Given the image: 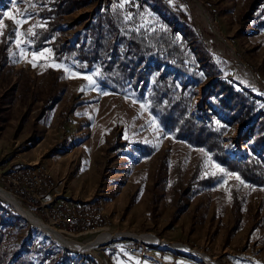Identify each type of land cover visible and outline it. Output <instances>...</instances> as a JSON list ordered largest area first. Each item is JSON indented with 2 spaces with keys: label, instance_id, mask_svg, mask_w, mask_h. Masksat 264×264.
<instances>
[{
  "label": "rangeland",
  "instance_id": "rangeland-1",
  "mask_svg": "<svg viewBox=\"0 0 264 264\" xmlns=\"http://www.w3.org/2000/svg\"><path fill=\"white\" fill-rule=\"evenodd\" d=\"M25 1L0 0V188L49 224L8 183L17 168L47 166L57 197L99 206V226L63 233L50 224L59 235L78 245L103 231L120 236L84 253L69 250L1 193L0 230L17 245L43 243L31 250L36 264L65 263V254L83 264H206L195 254L178 252L174 244L198 250L216 264H264V188L167 133L146 97L109 92L100 86L96 70L57 60L50 47L34 50L30 36L42 25L37 8L50 0ZM84 1L63 16L66 41L105 6H128L138 26L173 31L192 60L208 64L195 106L204 107L210 92L224 96L213 89L224 80L251 91L257 98L254 120L264 117V0ZM22 19L26 22L16 23ZM236 110L224 131L232 155L247 152V140L260 127L242 120ZM177 177L184 186L191 182L194 192L182 210L173 200ZM125 233L152 234L166 243L154 245Z\"/></svg>",
  "mask_w": 264,
  "mask_h": 264
},
{
  "label": "trees",
  "instance_id": "trees-1",
  "mask_svg": "<svg viewBox=\"0 0 264 264\" xmlns=\"http://www.w3.org/2000/svg\"><path fill=\"white\" fill-rule=\"evenodd\" d=\"M25 3L29 5L28 0ZM84 4V0L40 2L37 11L42 25L30 36L31 47L34 50L50 47L57 60L73 63L82 71L96 70L100 86L109 92L131 91L135 96L146 97L150 111L167 133L205 150L225 171L264 188V117L254 120L256 96L223 80L213 89L225 92L224 96L216 98V92H210L204 99V107L195 106L198 86L204 80L202 70L208 64L199 65V61L192 60L191 51L177 41L173 31L138 26L135 17H129L133 8L128 6H105L95 12L80 33L66 41L61 29L63 16ZM234 108L242 120L256 121V126H260L247 140V152L240 155H232L226 149L224 136L225 125L235 118ZM134 149L141 152L139 146ZM178 179L173 200L182 210L184 200L194 192L191 182L184 186ZM8 233L0 230V264H36L30 253L43 243L17 245ZM65 258L64 264H83L66 254Z\"/></svg>",
  "mask_w": 264,
  "mask_h": 264
},
{
  "label": "built area",
  "instance_id": "built-area-1",
  "mask_svg": "<svg viewBox=\"0 0 264 264\" xmlns=\"http://www.w3.org/2000/svg\"><path fill=\"white\" fill-rule=\"evenodd\" d=\"M8 183L16 194L39 209L49 224L63 233L99 226V206L87 201L59 198L53 193L56 183L47 166L35 164L17 168L10 173Z\"/></svg>",
  "mask_w": 264,
  "mask_h": 264
},
{
  "label": "bare ground",
  "instance_id": "bare-ground-1",
  "mask_svg": "<svg viewBox=\"0 0 264 264\" xmlns=\"http://www.w3.org/2000/svg\"><path fill=\"white\" fill-rule=\"evenodd\" d=\"M198 13L201 15L202 13ZM199 15V16H200ZM204 17V15H203ZM203 21V20H202ZM206 23V22H204ZM233 54V53H232ZM0 193L17 209L20 211V213L30 222L35 223L37 226L40 228L44 229L47 231L50 235H52L60 244L64 245L67 247L69 250L84 253L92 248H95L99 245L107 244L110 241H112L114 238H116L118 235L117 233H110L107 231L101 232L92 242L86 244V245H78L75 241L59 235L58 232L56 231L55 228H53L50 224L45 223L41 219L37 218L33 214H31L27 208L25 209L24 207L21 206V204L18 202L16 197H14L12 194L4 191L2 188H0ZM59 231V230H58ZM129 235V238H138L142 239L146 242H149L154 245H158L159 243L165 244L166 242L163 240H159L152 234H134V233H125ZM176 247V250L180 253L183 254H195L199 259H202L206 264H216L210 257L205 255L204 253L198 251V250H193L187 245H182V244H174Z\"/></svg>",
  "mask_w": 264,
  "mask_h": 264
},
{
  "label": "snow or ice",
  "instance_id": "snow-or-ice-1",
  "mask_svg": "<svg viewBox=\"0 0 264 264\" xmlns=\"http://www.w3.org/2000/svg\"><path fill=\"white\" fill-rule=\"evenodd\" d=\"M19 15H20L22 18L25 17V15H26V10H25L24 12H20ZM22 22H26V21H24L23 19H22L21 21H16V23H22ZM29 32H32V29H29ZM18 34H19V33H18ZM41 55H43V54H41ZM33 66H35V64H33ZM65 71H67V69H65ZM142 107H143V105H142ZM237 179H239V177H237Z\"/></svg>",
  "mask_w": 264,
  "mask_h": 264
},
{
  "label": "water",
  "instance_id": "water-1",
  "mask_svg": "<svg viewBox=\"0 0 264 264\" xmlns=\"http://www.w3.org/2000/svg\"><path fill=\"white\" fill-rule=\"evenodd\" d=\"M253 125H254V121H253Z\"/></svg>",
  "mask_w": 264,
  "mask_h": 264
}]
</instances>
